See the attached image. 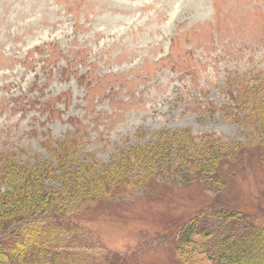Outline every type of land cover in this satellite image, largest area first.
<instances>
[{
    "label": "rangeland",
    "instance_id": "rangeland-1",
    "mask_svg": "<svg viewBox=\"0 0 264 264\" xmlns=\"http://www.w3.org/2000/svg\"><path fill=\"white\" fill-rule=\"evenodd\" d=\"M263 99L264 0H0L1 191L10 166L51 163L45 185L60 187L67 168L100 171L160 134L240 158L220 187L156 177L98 203L65 242L89 264H214L207 239L183 255L178 235L215 207L264 227V134L249 118Z\"/></svg>",
    "mask_w": 264,
    "mask_h": 264
},
{
    "label": "trees",
    "instance_id": "trees-1",
    "mask_svg": "<svg viewBox=\"0 0 264 264\" xmlns=\"http://www.w3.org/2000/svg\"><path fill=\"white\" fill-rule=\"evenodd\" d=\"M249 118L260 123L257 133L264 134V99ZM182 135L160 134L100 171H95L91 162L78 163L60 175L64 179L60 187L45 185V180L58 168L51 163L21 169L10 166L12 171L2 173L8 189L1 191L0 184V264H89L65 242L81 239L79 232L86 220L82 215L90 213L91 208L93 211L98 203L108 204L115 196L123 198L121 194L128 188H146L156 177L161 182L175 177L182 182L199 181L208 189L220 187L241 164L232 148L224 146L223 151L208 138L198 144L190 137L189 143L184 137L187 135ZM64 157H60L59 165L65 161L64 165L70 166ZM174 162L179 172L163 174ZM206 213L201 210L180 228L181 254L189 253L195 238L200 237L207 239L203 245L205 254L214 264H264V227L223 206L215 207L213 223ZM34 214L40 218H33Z\"/></svg>",
    "mask_w": 264,
    "mask_h": 264
}]
</instances>
